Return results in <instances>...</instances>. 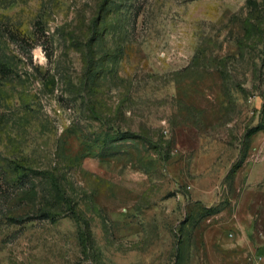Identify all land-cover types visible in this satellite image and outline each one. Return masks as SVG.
Listing matches in <instances>:
<instances>
[{
	"label": "rangeland",
	"instance_id": "374dc122",
	"mask_svg": "<svg viewBox=\"0 0 264 264\" xmlns=\"http://www.w3.org/2000/svg\"><path fill=\"white\" fill-rule=\"evenodd\" d=\"M246 2L0 0V264H264Z\"/></svg>",
	"mask_w": 264,
	"mask_h": 264
},
{
	"label": "trees",
	"instance_id": "16d2710c",
	"mask_svg": "<svg viewBox=\"0 0 264 264\" xmlns=\"http://www.w3.org/2000/svg\"><path fill=\"white\" fill-rule=\"evenodd\" d=\"M253 4H254V0H247V2H246V5H248L251 8H254L255 5H253ZM262 14L264 15V12H262V11L257 12V11H254L253 9L250 10L249 15L247 16L248 18H246L244 21L245 36H249V34H250V27H251L250 20L253 18L255 20L259 17H263ZM258 15H260V16H258ZM0 68H1L0 70L2 72H5L4 69H2L3 67H0ZM53 185L56 186V183L54 182Z\"/></svg>",
	"mask_w": 264,
	"mask_h": 264
}]
</instances>
